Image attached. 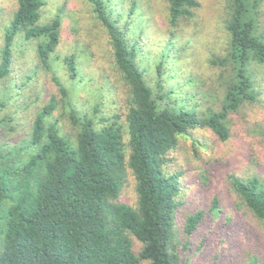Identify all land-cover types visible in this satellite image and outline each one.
I'll list each match as a JSON object with an SVG mask.
<instances>
[{
	"label": "trees",
	"instance_id": "trees-1",
	"mask_svg": "<svg viewBox=\"0 0 264 264\" xmlns=\"http://www.w3.org/2000/svg\"><path fill=\"white\" fill-rule=\"evenodd\" d=\"M86 1L108 37L112 66L124 86L127 136L115 122L97 127L94 116L78 113L67 89L53 77L74 135L62 134L56 122L47 120L55 107L52 99L35 114L24 146L32 150L25 159H20L21 149L0 148V264H175L171 240L179 188L176 174L163 170L165 155L176 147L179 136L196 127H206L220 141L227 140L229 114L256 97L247 67L250 61H264V34L258 32L260 0H230L225 20L228 52L211 63L229 68L231 80L219 110H206L200 116L165 102L160 80L158 92L146 82L137 50L109 0ZM166 2L170 26L192 18L200 6L199 0ZM44 4L45 0H16L2 36L0 80L10 74L13 43L20 34L38 40L37 57L50 68L61 19L55 15L40 23ZM166 56L156 65L159 75ZM64 61L74 77V57ZM127 171L134 180L131 204L116 201ZM231 183L264 228V180L232 177ZM201 216L198 212L186 219L187 234ZM134 240L140 243L138 250Z\"/></svg>",
	"mask_w": 264,
	"mask_h": 264
},
{
	"label": "rangeland",
	"instance_id": "rangeland-1",
	"mask_svg": "<svg viewBox=\"0 0 264 264\" xmlns=\"http://www.w3.org/2000/svg\"><path fill=\"white\" fill-rule=\"evenodd\" d=\"M199 2L194 16L178 26L168 23L166 0H109V5L137 50L146 82L158 92L160 80L165 102L200 116L206 110H219L231 77L229 68L211 63L228 52L225 20L230 0ZM15 6L16 0H0V48ZM55 15L61 19L60 38L50 55V68L37 57L38 40L20 34L13 43L10 74L0 80V148L21 149L22 160L32 150L24 146L35 114L52 99L55 107L47 120L56 122L62 134L74 135L53 77L67 89L78 113L94 116L97 127L115 122L127 136L124 86L112 66L108 37L89 3L45 0L39 22L47 23ZM258 32L264 34V0H260ZM163 54L167 56L159 75L156 65ZM71 56L74 77L64 61ZM247 75L256 97L229 114L227 140L220 141L206 127H196L179 136L176 147L165 155L163 170L176 174L179 188L171 240L175 264H264V228L231 183L232 177L264 180V61H250ZM134 198V180L127 171L116 201L131 204ZM198 212L201 219L187 234L186 219ZM133 245L135 250L140 248L136 240Z\"/></svg>",
	"mask_w": 264,
	"mask_h": 264
}]
</instances>
